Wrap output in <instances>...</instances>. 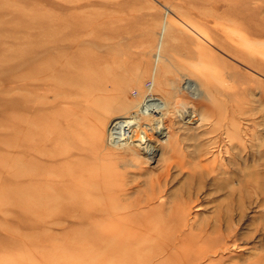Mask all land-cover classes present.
Returning <instances> with one entry per match:
<instances>
[{
    "label": "rangeland",
    "instance_id": "1",
    "mask_svg": "<svg viewBox=\"0 0 264 264\" xmlns=\"http://www.w3.org/2000/svg\"><path fill=\"white\" fill-rule=\"evenodd\" d=\"M239 8L264 23V0H0V264H264V38H239ZM26 39L48 49L50 73L81 60L71 72L90 83L47 114L71 110V125L51 124L67 131L71 165L110 185L33 233L19 225L23 157L8 145L21 143L8 125L21 123L10 103Z\"/></svg>",
    "mask_w": 264,
    "mask_h": 264
},
{
    "label": "bare ground",
    "instance_id": "2",
    "mask_svg": "<svg viewBox=\"0 0 264 264\" xmlns=\"http://www.w3.org/2000/svg\"><path fill=\"white\" fill-rule=\"evenodd\" d=\"M241 8L236 9L237 11L241 10V11H239V13H241L240 16L242 15V19H243L241 24H240L241 32H240L239 38L245 39V40L247 38H255L258 40L264 38V30L262 29V27L264 25L263 20L262 19L260 20L259 18L257 19V17H255L254 14L249 13L246 15L245 13H247V12ZM255 18L257 20H255ZM62 41H64V40H62ZM99 41H100V39H99ZM260 41H262V40H260ZM27 42H28V40H27ZM38 43H39V41H38ZM28 44L29 45L28 46L26 45V47L23 50L22 55L20 56L21 57L20 60H22L20 62L23 64V69H24L23 71L24 72L22 73V75L19 78L20 79L19 85H18V83L16 84V85H18L16 87H19L22 90L21 101L19 103L15 102V101H13V103H10V109H13V111L15 110L16 113L18 111V110H16V108H18V109L20 108L19 110L21 111V114H19V115H21V117H20L21 120H19V121L21 123H20L19 127H17L16 126L17 121L14 122L13 120H11V123H13V125L12 124L8 125L10 127L9 130L11 131V135L9 136V139L11 140V139H14L15 137L17 138L20 136L19 138H21V139H19V138L18 139H19V141L21 140V143L17 144L14 142H10L9 139H8V141L10 142V144L8 143V141H7V143H8V145H10L9 146L10 150L13 153L16 152L19 155H21V157H23V160L21 159L22 164H21V162H20V164L18 163L20 160L17 157L14 158V160L15 159L19 160L17 163H18V166L20 165L19 166L20 169L19 168L17 169V165H16V167H13V168H16V173L20 177L19 178L20 179L19 187L17 190L15 189L16 199L17 198L19 199L18 207H20L19 210H20L21 220H19V225L21 226V229L23 231L24 230H26V231L31 230L29 232L33 233V232H35V231H33V230H35V228H33L31 225L36 224V223H33L34 221H36V222L44 221L45 222V221H48L50 219L52 221H58L59 219L63 218V216H65L66 214H69V216H75V214L73 212L66 213L65 211H70L74 207H77L80 204L82 205V204L86 203L87 197H86V195L85 196H83V195L87 191L97 190L100 187L108 188L110 185L107 182H103L102 180L99 181L97 179H94V176H96V174L86 173L85 171H83L84 167L80 168L77 166H75V167L72 166L73 164L71 165V162L74 161V159L70 158V153H69L68 149L66 148V146H63V142H64L63 135H65L67 131L61 130L58 127L52 126L54 122L55 123L60 122L63 125H65V127H68L69 125H71L72 121L70 120V115H69V112L71 110L70 109L59 110V117H57V118H54V115L52 117H50L47 114L48 110H50V108L52 106L56 107L57 105L59 106L61 103H69V102L71 103V100H70L71 96L74 95L75 93H81L82 89L90 83V80L83 79V78L79 77L78 75L71 72V71L75 70L76 67H78V64L81 63V60H78L76 63H74L75 67L69 62H66V64L59 66L58 68H55L52 64V67H53L52 69L54 71H52L51 72L52 74H51L49 71L50 65H43V64L40 65L38 62V61H40V59L42 57L44 58V56L41 57V54H45V52H47L46 50H48V49H46V48L42 49L41 45L37 44V41H29ZM31 44H35L37 46H35V48H33L34 46L31 47L30 46ZM68 44H69V47L73 46L69 41H68ZM52 47H54V45ZM221 47L223 49H225L226 51H229V52H231L230 50H233L228 44H224V45L221 44ZM54 49H55V47H54ZM73 49H75V47ZM76 49L78 50L77 47H76ZM250 49H252V48H250ZM17 51H18V49H17ZM185 51H187V50H185ZM78 52H79V50H78ZM261 52H262V50L260 49V47H258L255 51L256 56H260L259 54ZM46 54H48V53H46ZM190 55H192V54L190 53ZM201 55H202V52H200L199 57H201ZM241 56H243V58L245 59V62L247 64L251 65L252 68H254L255 70H258V71H262L260 64L253 62L252 55H250V56L241 55ZM71 57H73V56H71ZM191 57L193 59V56H191ZM9 61H10V59H9ZM47 61H48V59H47ZM45 64H46V62H45ZM84 67L85 68L90 67L89 61L85 62ZM10 68H9V70H11ZM13 69H14V67H13ZM12 71L13 70H11V72ZM9 74H12V73L8 72V75ZM12 87H15V84H12ZM187 87L189 89H193V90L196 89V86L193 84H190L189 82H188ZM10 89H12V88H10ZM49 90H51V92L56 97L55 103H50V102L45 101L46 93ZM43 91H45V92H43ZM4 104H5V102H4ZM4 104H2V105L4 106ZM6 106L9 107L8 104ZM6 106H5V109L8 108ZM3 109H4V107H3ZM11 113H13V112H11ZM15 117L17 118V116H15ZM12 118H13V116L11 115V119ZM13 119H15V118H13ZM159 120H160V118H159ZM122 126L123 127L125 126V127L132 130V129L137 127V124H135L134 122H130V123L124 124ZM160 128H162V126H161V124H158L157 129H160ZM131 130L126 131L127 134L130 133L129 136H130L131 141L138 140L139 138H137L132 133ZM117 133H119V132H117ZM137 134L139 135L140 133L137 132ZM119 136H121V135H116L115 140L118 141V140L123 139V137H124V136H122V137H119ZM15 141H17V140H15ZM19 141H17V142H19ZM144 144L145 143H143V141L140 142L139 147L143 148ZM8 162H10V161H8ZM6 165H7V163H6ZM12 165L15 166V164H12ZM12 165H11V167H12ZM55 165H56V168L54 167L55 170H53L52 167ZM63 165H65V166H63ZM9 167L10 166H8L7 168H9ZM17 170H18V172H17ZM13 171L15 172V169H13ZM0 173L2 174L1 171H0ZM3 173H4V171H3ZM9 173H10V170H9ZM16 173H12V175L13 174L16 175ZM108 175H111V174H109V173L106 174V176H108ZM6 176H8V175H6ZM6 176H4V177H6ZM91 177H93L92 180H90ZM13 179L14 178L11 176V180H13ZM16 179H18V178H16ZM1 181H2V179H1ZM5 181H6V179L3 182H5ZM9 185L11 186V184H9ZM0 186H2V185H0ZM16 186H14V187H16ZM1 189L2 188H0V190ZM9 189L10 188H8L7 190H9ZM13 190H14V188H13ZM3 191H4V189H3ZM104 197L106 198V196H104ZM6 198L7 197H5V199ZM6 200L8 201V198ZM7 201L5 202L6 204H7ZM8 204L6 206H8ZM11 208H10V210H11ZM16 208H17V204H16ZM90 215H92V213H90ZM90 217H92V216H90ZM130 221L132 222L131 218L126 219V222H130ZM124 230L126 232L128 229H126V227H125ZM124 230L121 228L116 229V231L118 233L123 232ZM16 231H18V230H16ZM193 235H195V234H193ZM14 236L19 237L18 234H15ZM23 236H24V234H23ZM114 238H116V237H114ZM172 238H173V235L169 232L165 238V241H167V242L162 246H166V245L168 246V244L173 240ZM199 238H202V236L200 234L196 237L192 236L190 238L191 241H189V242H192V240L195 241ZM219 240L220 239L218 237H216L212 241H214V242L218 241L219 242ZM147 242H149V240ZM145 243H143V244H145ZM211 243H213V242H211ZM2 245H4V244H2ZM128 246H129L128 244H123L121 246V248L124 250ZM162 246L156 245L155 250L156 251L159 250L160 248H162ZM139 247H140V245H139ZM127 255H129V254H127ZM132 257L134 258V260L135 259L137 260V263L140 262V258L142 259V257H139V255H136V254L132 255ZM148 257H151V255H149ZM148 257H146V258H148ZM198 257L199 256H197V258ZM200 257H202V256L200 255ZM121 259H122V257H121ZM172 260L175 261V258ZM115 264H116V262H115ZM180 264H183V263L181 262Z\"/></svg>",
    "mask_w": 264,
    "mask_h": 264
}]
</instances>
